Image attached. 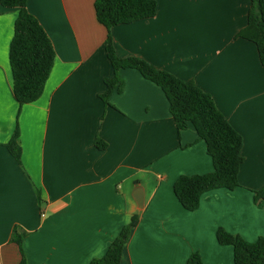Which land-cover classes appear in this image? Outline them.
Returning <instances> with one entry per match:
<instances>
[{
  "label": "crops",
  "instance_id": "obj_1",
  "mask_svg": "<svg viewBox=\"0 0 264 264\" xmlns=\"http://www.w3.org/2000/svg\"><path fill=\"white\" fill-rule=\"evenodd\" d=\"M154 1L155 17L112 28L116 55L213 98L243 138L240 186L204 194L193 212L181 205L176 181L214 171L207 144L192 124L179 133L165 92L137 69L119 72L105 102L115 72L95 0H28L56 58L41 98L21 105L10 62L19 10L0 4V264L23 259L15 227L26 232V264H91L135 215L121 264H187L195 253L204 264H234L220 228L250 243L264 237L255 202L264 187V66L257 45L239 37L252 0ZM17 130L20 161L7 147Z\"/></svg>",
  "mask_w": 264,
  "mask_h": 264
},
{
  "label": "trees",
  "instance_id": "obj_2",
  "mask_svg": "<svg viewBox=\"0 0 264 264\" xmlns=\"http://www.w3.org/2000/svg\"><path fill=\"white\" fill-rule=\"evenodd\" d=\"M27 2L28 0H0L4 8L19 10L15 22V35L10 47V62L15 97L21 105L34 103L41 98L56 58L51 39L38 19L27 10ZM95 12L98 22L108 31L105 47L115 72L113 79L106 80L108 89L103 96L105 102H108L116 85L121 82L119 72L122 69H137L146 79L156 83L165 92L179 133L192 124L199 137L207 144L208 154L213 159L214 171L204 175H184L176 181L174 191L181 205L187 211L193 212L200 207L204 194L218 189L229 191L237 189L240 186V168L244 162L243 138L217 108L213 98L193 81L181 80L142 59H120L116 55L112 28L155 17L156 1L95 0ZM239 37L257 45L264 66V0H252L248 25L239 33ZM18 135L17 130L7 147L20 161ZM98 145L102 149L106 147L102 141L98 142ZM38 198L40 201V193ZM255 202L264 210V187L255 193ZM139 221L138 215L133 216L131 222L112 243L107 254L93 260L91 264H121L124 248ZM25 236L26 232L21 231L19 227L13 229L11 242L17 244L23 253L20 264H26L23 250ZM217 239L221 245L234 248V264H264V237L250 243L241 236L220 228L217 231ZM187 264L204 262L201 255L195 253Z\"/></svg>",
  "mask_w": 264,
  "mask_h": 264
}]
</instances>
